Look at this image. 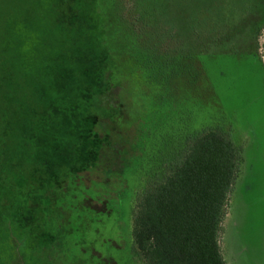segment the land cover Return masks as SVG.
<instances>
[{
  "label": "rangeland",
  "instance_id": "374dc122",
  "mask_svg": "<svg viewBox=\"0 0 264 264\" xmlns=\"http://www.w3.org/2000/svg\"><path fill=\"white\" fill-rule=\"evenodd\" d=\"M36 2L0 0V26L46 23L33 37L16 26L11 41L0 35V146H40L29 173L73 167L84 135L102 151L69 177L62 208L44 211L0 179V264H142L136 198L206 129L227 135L239 159L223 259L264 264V0H52L55 11Z\"/></svg>",
  "mask_w": 264,
  "mask_h": 264
},
{
  "label": "trees",
  "instance_id": "16d2710c",
  "mask_svg": "<svg viewBox=\"0 0 264 264\" xmlns=\"http://www.w3.org/2000/svg\"><path fill=\"white\" fill-rule=\"evenodd\" d=\"M32 1L31 7L38 6L39 2ZM47 7L56 10L52 0H47ZM39 21L33 16L26 21H11L0 26V35L11 41L16 26L20 33L33 37L46 24ZM47 24L51 25L49 20ZM82 139V144L73 147L75 165L61 169L57 175L52 174L51 166L40 172L36 166L27 171L26 163L41 151L40 146H0V179L34 203L36 198L41 199L44 211L57 202L62 208L67 201L69 177L74 179L94 167L102 151L98 138L84 135ZM89 140L92 146L86 143ZM238 160L237 149L227 135L218 129L202 130L165 166L159 178L146 185L131 210L133 250L142 264H226L219 238ZM30 163L37 165L36 161ZM8 202V196L0 197V221H6ZM82 203L75 208L81 209L85 205ZM13 219L18 223L21 215ZM16 231L20 237H46L37 228Z\"/></svg>",
  "mask_w": 264,
  "mask_h": 264
},
{
  "label": "flooded vegetation",
  "instance_id": "af4514ba",
  "mask_svg": "<svg viewBox=\"0 0 264 264\" xmlns=\"http://www.w3.org/2000/svg\"><path fill=\"white\" fill-rule=\"evenodd\" d=\"M262 70H263V67H262ZM263 73H264V71H263Z\"/></svg>",
  "mask_w": 264,
  "mask_h": 264
}]
</instances>
